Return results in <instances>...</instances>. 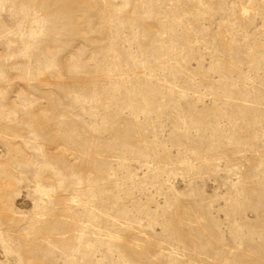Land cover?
Returning <instances> with one entry per match:
<instances>
[{
	"label": "rangeland",
	"instance_id": "374dc122",
	"mask_svg": "<svg viewBox=\"0 0 264 264\" xmlns=\"http://www.w3.org/2000/svg\"><path fill=\"white\" fill-rule=\"evenodd\" d=\"M0 264H264V0H0Z\"/></svg>",
	"mask_w": 264,
	"mask_h": 264
}]
</instances>
